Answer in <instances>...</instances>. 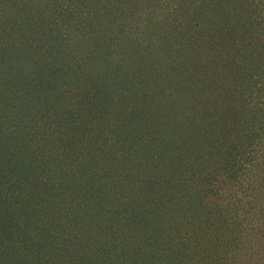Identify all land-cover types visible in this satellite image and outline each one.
Listing matches in <instances>:
<instances>
[{
    "label": "rangeland",
    "instance_id": "1",
    "mask_svg": "<svg viewBox=\"0 0 264 264\" xmlns=\"http://www.w3.org/2000/svg\"><path fill=\"white\" fill-rule=\"evenodd\" d=\"M39 261L264 264V0H0V264Z\"/></svg>",
    "mask_w": 264,
    "mask_h": 264
},
{
    "label": "trees",
    "instance_id": "2",
    "mask_svg": "<svg viewBox=\"0 0 264 264\" xmlns=\"http://www.w3.org/2000/svg\"><path fill=\"white\" fill-rule=\"evenodd\" d=\"M7 71H8V74L10 75V74H11V69H10V71H9V69H8ZM9 75H8V76H9ZM11 76L14 77V75H12V74H11ZM16 79H17V77H16ZM45 241H48V240H44L43 242H45ZM50 242H51V241H50ZM40 243H42V241H41ZM52 247H53L54 249H56L54 246H52ZM33 251H34V248H32V249L30 248V249H29V252H33ZM21 260H22V258L19 259V261H21ZM38 263L40 264L41 261H39Z\"/></svg>",
    "mask_w": 264,
    "mask_h": 264
}]
</instances>
